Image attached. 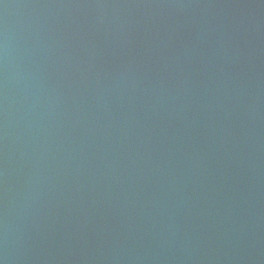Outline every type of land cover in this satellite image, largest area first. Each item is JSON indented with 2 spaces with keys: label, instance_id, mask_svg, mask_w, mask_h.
<instances>
[{
  "label": "water",
  "instance_id": "1",
  "mask_svg": "<svg viewBox=\"0 0 264 264\" xmlns=\"http://www.w3.org/2000/svg\"><path fill=\"white\" fill-rule=\"evenodd\" d=\"M0 264H264V0H0Z\"/></svg>",
  "mask_w": 264,
  "mask_h": 264
}]
</instances>
